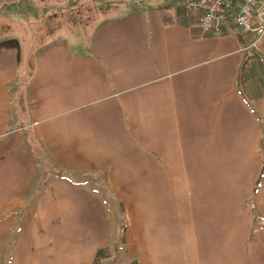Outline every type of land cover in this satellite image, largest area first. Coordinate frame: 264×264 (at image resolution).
I'll return each mask as SVG.
<instances>
[{"label": "crops", "instance_id": "obj_1", "mask_svg": "<svg viewBox=\"0 0 264 264\" xmlns=\"http://www.w3.org/2000/svg\"><path fill=\"white\" fill-rule=\"evenodd\" d=\"M93 1L69 0V16ZM120 1L93 29L85 69L59 28L26 75L0 15V264H93L99 250L104 264H264V36L231 20L201 36L185 0ZM15 3L0 0V14ZM56 169L120 192L116 260L95 180Z\"/></svg>", "mask_w": 264, "mask_h": 264}, {"label": "rangeland", "instance_id": "obj_2", "mask_svg": "<svg viewBox=\"0 0 264 264\" xmlns=\"http://www.w3.org/2000/svg\"><path fill=\"white\" fill-rule=\"evenodd\" d=\"M68 1L69 0H16L14 8L8 10V13L3 10L0 15L3 19V25L10 27L11 29L8 28L7 31H10V34L18 37L20 45L25 50V54L27 56L28 52L34 51V53H36V51L49 40L46 38V29L43 26V23L45 25L46 21H41L44 18L46 19V17H44L42 13L43 8L46 6V4H48L47 6H49V4H55L59 6V9L62 11L59 14L61 24L60 29L57 33L60 34L61 37H58L57 35L55 39L63 40L68 44L70 49L76 50L79 54H82L85 61H88L87 64L82 65V68L85 69V66L90 65L94 61L93 56L90 52L89 42L93 29L102 19L109 18L112 15L116 14V12L119 13V8H122L124 2H121L120 0H94L93 2H89V4L87 5L81 4V9L77 13H75V16L70 17L69 12L66 9L70 4L68 3ZM125 1H130L132 4L135 0ZM118 5L121 7H119ZM47 11L52 12L50 9ZM41 13V17L37 16V14ZM47 167L48 165L46 164V169ZM56 170L57 171L53 172L57 175H66L69 177V179H72L75 182H86L91 184V182H93V179L95 180V187L101 193V195L99 194L101 197L100 199L107 214L109 213V217L111 220L110 231L112 235V242L109 244L108 249L109 253L111 254L110 259L116 260V258L120 257L121 255V250H119L118 246H122L121 240L124 239V231L126 228H128L127 218L124 217L125 210L123 212L124 214H122L119 210L120 206H118V203L120 201L117 196L120 195V192L118 191V189L112 190L110 188V190H108L109 192H107L106 187L102 181L103 176L101 174L91 175V173L86 169L76 172L67 170L60 171L59 169ZM137 173L135 172L136 175H138ZM133 188L134 187H132L133 191H131V196H133L132 200L135 206L132 209V214H134L133 219L136 221L134 224L131 223V233L133 234V243H135V240L139 238V192L137 191L139 190V187H135L134 189ZM92 189H94V186H92ZM104 193H108V197H106ZM141 222L144 223V218ZM101 264L104 263L101 262Z\"/></svg>", "mask_w": 264, "mask_h": 264}, {"label": "built area", "instance_id": "obj_3", "mask_svg": "<svg viewBox=\"0 0 264 264\" xmlns=\"http://www.w3.org/2000/svg\"><path fill=\"white\" fill-rule=\"evenodd\" d=\"M185 0L184 8L199 14L200 35L223 34L222 23L231 20L245 36H264V0Z\"/></svg>", "mask_w": 264, "mask_h": 264}, {"label": "trees", "instance_id": "obj_4", "mask_svg": "<svg viewBox=\"0 0 264 264\" xmlns=\"http://www.w3.org/2000/svg\"><path fill=\"white\" fill-rule=\"evenodd\" d=\"M42 1V0H41ZM234 3H235V0H234ZM233 3V4H234ZM46 6H47V4H46ZM46 6L43 8V10L44 9H46ZM53 15H50L49 17H48V19H45V25H44V23H43V26L45 27V29H46V35L48 36V35H50L51 33H53L54 31H56L57 29H59L60 28V24H61V21H60V19L58 18V19H56V20H53ZM4 33V31H1L0 30V37H1V35ZM45 36V35H44ZM46 36V37H47ZM34 51H31V52H28V54H27V58H26V60L24 61V69H25V72H26V75L27 74H29V75H31V70H32V65H31V62L33 61V57H34ZM105 194V193H104ZM108 193H106L105 194V196L106 197H108V195H107ZM255 196H256V188L254 189V191H252V195H251V197H250V201H249V203L251 204V205H254V198H255ZM109 199V198H108ZM118 206H120V212L123 214V212H124V209H123V204L121 203V202H119L118 203ZM108 253L105 251V250H99L97 253H96V255H95V258H94V260H93V264H101V261L102 260H104L105 258H107L108 256Z\"/></svg>", "mask_w": 264, "mask_h": 264}]
</instances>
